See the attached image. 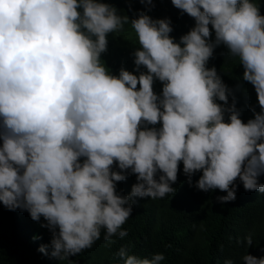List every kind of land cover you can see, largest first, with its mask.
Here are the masks:
<instances>
[{
  "label": "clouds",
  "instance_id": "obj_1",
  "mask_svg": "<svg viewBox=\"0 0 264 264\" xmlns=\"http://www.w3.org/2000/svg\"><path fill=\"white\" fill-rule=\"evenodd\" d=\"M139 3L147 11L130 19L103 0H0V204L37 223L43 218L51 256L69 264L102 231L106 246L126 237L122 226L135 198L175 194L181 162L190 186L202 172L198 190L227 193L217 197L222 204L236 200L237 180L246 191L264 193L261 8L255 0H171L195 20L177 42L171 18L148 15L153 0ZM126 25L139 45L135 68L116 75L102 56L109 35ZM220 46L228 50L225 60L239 59L243 80L254 86L260 111L252 106L247 123L233 89L207 66ZM129 175L137 182L129 195L119 194L117 184ZM244 241L251 247L252 235ZM47 247L39 251L47 255ZM115 258L165 260L163 253L130 254L128 246ZM242 261L264 264V257L246 253Z\"/></svg>",
  "mask_w": 264,
  "mask_h": 264
},
{
  "label": "trees",
  "instance_id": "obj_2",
  "mask_svg": "<svg viewBox=\"0 0 264 264\" xmlns=\"http://www.w3.org/2000/svg\"><path fill=\"white\" fill-rule=\"evenodd\" d=\"M103 2L112 4L130 19L136 18L135 13L147 11L139 0ZM153 2L155 8L147 14L153 19L171 18L174 31L170 35L177 42L195 26V20L186 13L182 14L171 0ZM255 2L264 15V0ZM130 3L131 12L128 11ZM212 39H215L214 31ZM137 47L136 35L130 25H126L122 33L109 35L108 51L102 59L113 74L118 75L121 67L134 71L132 53ZM227 51L224 46L218 47L207 66L215 67L224 83L233 89L236 106L242 112L241 119L247 123L254 118L250 110L252 106L260 111L257 95L254 86L243 80L244 69L239 59L225 60L222 53ZM154 91L158 95L162 92L159 81L154 84ZM201 175L202 172L196 173L190 186L181 162L177 182L172 185L175 194L155 200L135 198L133 214L122 226L128 235L123 239L113 237L114 242L106 246L102 231L101 239L90 249L70 258L72 264H118L115 254L123 246L129 247L130 254L140 257L151 258L163 253L165 260L161 264H224L226 260L243 264L242 257L246 253L264 257V193L246 191L237 180L236 200L222 204L217 197L227 195L226 192L217 189L206 193L194 186ZM136 182V176L129 175L126 181L117 184V192L129 195ZM259 182L264 183V176ZM41 223H46L43 218L37 223L28 212H12L0 204V264H69L67 260L51 256L52 234L42 228ZM248 235L253 237L251 247L244 241ZM41 246H48L47 255L39 251Z\"/></svg>",
  "mask_w": 264,
  "mask_h": 264
}]
</instances>
